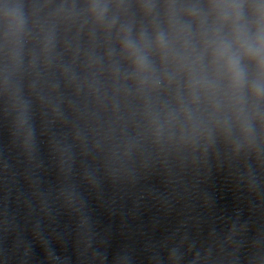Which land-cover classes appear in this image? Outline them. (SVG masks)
<instances>
[{
	"label": "clouds",
	"instance_id": "obj_1",
	"mask_svg": "<svg viewBox=\"0 0 264 264\" xmlns=\"http://www.w3.org/2000/svg\"><path fill=\"white\" fill-rule=\"evenodd\" d=\"M122 6L115 5L117 9ZM244 6L243 0H210L204 17L193 6L168 0L160 26L153 16L156 5L143 0L140 7L144 15L153 16L149 28H141L136 34L130 24L118 29L121 52L131 63L140 87L155 91L162 78L171 84L162 74L166 66H172L177 75L184 76L190 103H195L197 95L218 97L231 110L240 131L248 134L246 108L264 96V12L254 21L247 20ZM108 7L106 3H92L90 12L102 21ZM206 19L210 21L207 27ZM115 26L116 19L112 18L108 27ZM22 28L19 15H6V42L11 37L19 48Z\"/></svg>",
	"mask_w": 264,
	"mask_h": 264
}]
</instances>
